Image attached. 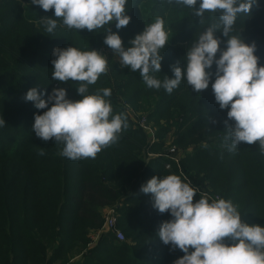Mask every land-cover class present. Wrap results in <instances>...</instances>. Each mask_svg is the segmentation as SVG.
<instances>
[{"label": "trees", "instance_id": "trees-1", "mask_svg": "<svg viewBox=\"0 0 264 264\" xmlns=\"http://www.w3.org/2000/svg\"><path fill=\"white\" fill-rule=\"evenodd\" d=\"M126 10L131 17L127 26H107L118 31L125 47L155 17L164 19L169 40L161 73H153L161 80L172 78V66L183 65L201 31L219 23L218 13L206 12L201 22L192 9L167 0H128ZM53 12L30 0H0V118L6 122L0 127V264H173L184 253L171 250L157 235L171 217L152 207L151 194L140 191L153 176L187 177L200 193L230 199L243 222L264 225V155L258 142H241L232 152L223 146L227 109L214 99L215 77L199 93L183 81L171 94L149 88L139 70L132 72L104 54L110 49L104 43L106 30L76 31L58 19L54 32L47 33L41 17ZM231 34L255 43L258 66L264 65V0L248 16L237 17ZM216 35L224 48L227 38ZM69 46L108 58V71L89 85V93L110 88L113 113H123L128 122L118 141L94 159H67L60 155L62 143L38 138L32 130L34 114L47 109L24 99L34 87L45 93L44 99L59 87L69 99H80L79 82L51 76L53 49ZM142 116L154 129V143L136 127ZM170 145L182 152L179 163L167 156ZM198 199L199 194L194 202ZM108 209L115 210L126 239L103 232L91 246L90 237L102 231Z\"/></svg>", "mask_w": 264, "mask_h": 264}, {"label": "clouds", "instance_id": "clouds-1", "mask_svg": "<svg viewBox=\"0 0 264 264\" xmlns=\"http://www.w3.org/2000/svg\"><path fill=\"white\" fill-rule=\"evenodd\" d=\"M30 2L45 12L54 10L52 16L41 17L49 34L57 28L58 19L63 26L76 31L106 30L105 45L119 58L121 66L132 72L139 70L149 88H163L171 94L183 81L199 93L208 89L214 76V99L221 110L227 109L223 146L232 152L241 142H258L260 154L264 155V65L258 66L255 43H246L240 34H231L237 17L248 16L259 0H167L169 4L192 9L201 22L206 12L218 13L219 23L200 32L187 49L183 65L172 66V78L164 76L163 80L153 75L161 73L162 50L169 40L162 17L157 16L145 25L125 47L118 31L107 26L115 23L119 30L129 24L128 0ZM217 32L227 38L224 48L220 47ZM52 55V78L79 82L76 91L80 99H69L63 87L53 88L47 99L43 98V91L29 89L24 99L38 110L47 109L34 114L32 130L44 141L54 139L62 143L60 155L67 159H94L104 148L115 144L128 127L123 113H113L110 88L89 93V85L108 71L109 60L97 50L82 51L74 46L54 48ZM5 125L0 118V127ZM43 154L41 151L40 155ZM140 191L151 194L152 207L171 217L160 225L157 235L171 250L184 253L173 264H264V225L243 222L230 199L202 194L187 177L182 179L176 174L153 176L141 185ZM197 194L199 199L194 202Z\"/></svg>", "mask_w": 264, "mask_h": 264}, {"label": "built area", "instance_id": "built-area-1", "mask_svg": "<svg viewBox=\"0 0 264 264\" xmlns=\"http://www.w3.org/2000/svg\"><path fill=\"white\" fill-rule=\"evenodd\" d=\"M130 113L133 114L132 110ZM151 124L148 123L146 116H142L137 120V126L138 128H141L145 133H147L150 136L151 143H154L156 141L155 133L153 127L151 128ZM167 156L176 163H179L180 158L182 157V152L177 149L175 145H170L169 149L167 150ZM167 168H169V165H167ZM114 233L116 236V239L118 241H124V234L123 232L117 227V215L115 214L114 209H108L104 216V225L102 228V231L95 234V236L92 238V241L90 244L94 243L93 246L97 243L99 236L101 233ZM126 239V238H125Z\"/></svg>", "mask_w": 264, "mask_h": 264}, {"label": "rangeland", "instance_id": "rangeland-1", "mask_svg": "<svg viewBox=\"0 0 264 264\" xmlns=\"http://www.w3.org/2000/svg\"><path fill=\"white\" fill-rule=\"evenodd\" d=\"M104 54L107 55V56L112 55V56H114L117 60H119V58L116 57V55L113 53L112 49H108V48L105 49V50H104ZM132 115H133V114H132ZM150 126H151V128H152V125H150ZM103 225H104V223H103ZM103 225H102V226H103ZM102 228H103V227H102ZM96 233H98V231H97ZM94 236H95V234H92V235H91V237H90L91 240H92V238H93ZM124 236H125V235H124ZM124 240H125V238H124ZM98 241H99V239H98ZM93 244H94V243H92L91 246H93Z\"/></svg>", "mask_w": 264, "mask_h": 264}]
</instances>
